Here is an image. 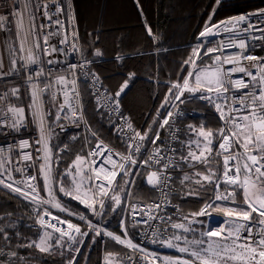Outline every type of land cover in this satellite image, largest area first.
Returning a JSON list of instances; mask_svg holds the SVG:
<instances>
[{
  "label": "snow or ice",
  "instance_id": "6c2138e0",
  "mask_svg": "<svg viewBox=\"0 0 264 264\" xmlns=\"http://www.w3.org/2000/svg\"><path fill=\"white\" fill-rule=\"evenodd\" d=\"M137 6L141 14H143V8L139 5V0H137ZM231 6L229 0H213L211 4V12L208 15V23L204 26V29L199 32L200 45L202 46L204 40L209 36H214L220 34L223 30L224 33H231L230 40H238V44L233 43L231 46L237 47L238 51L232 56H226L222 61L223 64L232 63L235 64V67L227 69L226 72L221 71L217 68L211 73H206L202 79L200 75H195V87L189 85V79H183V85L175 84L170 85L172 101H169L168 98L165 99V103L161 106L162 108H167L169 104H172V108H176L177 105L174 101H179L180 104H183L185 101L181 99L184 91L186 90L190 94H194L201 85L205 86V91L201 93L200 96L195 97L196 99H201L207 101L209 104L213 105L220 116L221 120L225 121V127L220 129L219 139V150L216 154L224 155L223 159V176L217 177L215 173L209 169L208 175H203L200 172H195V177H200V179H194L185 174L181 180V184L185 181L194 182L197 185H200L203 188V182L215 184V196L213 200L205 205L199 212L192 214V219L188 220V217H184V220H188L187 226L184 223H173L171 217L165 215H147L143 212H137L136 207L133 206L131 209L132 219L130 224L132 227L139 228L142 225L147 226V228H152L153 225L151 221L161 220L164 222V225H169L172 229H182L183 232L176 233L173 232L170 236L165 238L167 233V228H164V232L158 234L157 231L151 233V238H149V233L144 231L141 235L145 238L147 243L157 244L160 247H167L175 249L179 254L183 256H178L177 258L172 257H161L156 253H148L146 250L138 244L132 242L129 238V226L126 223L125 219L121 218V232L122 235H117L112 231H108L105 227L98 224L91 223L88 221V218L85 215H79L81 221L87 223L89 231L81 232L79 227H75L71 223L68 224L67 229H61L56 227L54 224L48 223V227H52L56 232L60 233V236L56 238V246L60 249V255H64V249H67V264H79L77 257L80 254V247L77 245H83L84 238L89 236V232L93 233L91 237V242L96 243L97 237H108L110 240L115 241L116 244L125 245L128 248L138 251L144 255L145 259L151 258L152 261H160V264H190L191 260L200 261L201 264H264V57H258L252 55L248 50L249 48L264 47L262 45H256L252 43L255 40L264 41V7L253 9L251 11L242 12L238 15L228 16L223 20L218 21L217 23H212L213 18L217 13L227 7ZM16 11L11 14L16 18V29L17 35L23 31V19L25 14L27 15L29 24L31 25V31L35 33L36 29L39 28L43 30L47 26H54L52 30L46 31L43 33L41 43L37 40L34 44L38 52L42 53L43 56L49 57L53 54L60 53L64 56L65 60L68 59L69 49H71V54H79V59L76 63H67L64 66V70L67 73L72 74L73 78L71 81L67 77L61 75L53 82L44 84V87H39L36 81L43 83L47 80V75L43 66H38L36 68L29 69V65H41V57L39 54L33 56V53L29 51L27 58L21 56V60H25V63L22 64L19 68L16 67L17 60L15 58H10V67L7 72L2 70V63H0V79L5 77L18 75L22 71H27V81L30 84L32 89L31 91V104L28 105L29 111L33 117L38 121L40 127V137L36 141L37 145H40L36 149L37 153H43V156H38L37 160H43V163L39 164L38 175H40L44 180V189L49 191L51 197L50 200L37 199L39 197L38 191V176L28 175V168L36 166V161L33 158L31 152L24 151L27 148H30L28 140H21L18 145H8L7 149L3 146H0V156H2L6 151L11 153L13 147L19 148V153L17 154L19 159L15 162L16 166H13V162L9 157H5L0 161V190H7L9 193H13L17 197H22L24 200L29 201L30 204L36 205L34 211L36 212L37 222L41 225H45L44 216L41 215V212L38 210L39 207L43 204L52 203L55 200L50 185L49 178L51 169L49 167V158L51 154V149L49 148L48 138L51 135L49 130L45 127V117L42 113L39 101L40 96L45 92L50 90L53 87V84H59L64 86L66 89L69 83L72 85L71 91L74 93L75 98L78 99V93L75 91V73L77 69L85 77H90L86 80V83H90L92 87H95L99 83V77L94 73L85 71L88 66L92 63H101L102 54L99 50H95L91 55L93 59H89V54L87 50L80 49L78 43L73 41H78V32L76 31L75 25H73V31L71 33L72 41L68 39V32L64 23L59 18L63 16L65 20L71 21L75 20L74 13V3L73 0H55L52 4L47 2L42 4H35V11L31 10V0L29 3L21 9L19 0L15 5ZM39 12L40 15L47 20L48 25L40 24L36 25L35 14ZM11 16L0 15V30L6 29L8 27V22L11 19ZM103 23L104 16L103 13L100 14L97 24L98 28L92 35L95 37V42L99 41V37L103 34ZM146 32L149 37L153 40L156 39L153 34L152 28L145 25ZM58 44H50L49 41L52 37H61ZM95 42L93 48H95ZM161 47L158 51H163ZM20 52L24 51L23 44L19 48ZM213 51H218V49H208L204 48L203 53L207 55ZM201 52V47L192 49V56L184 61L185 65L194 63V58H198ZM247 53V54H245ZM100 58V59H97ZM217 60L220 57H216ZM241 61L251 62L249 67L259 69L258 74H253L248 71L245 66H241ZM48 65H54L60 63L58 60L48 59L46 61ZM243 73L245 77H250L252 81L253 88H258V91L253 90L248 93L241 94L239 97L232 98L230 102L229 96L225 95L229 92L230 88L239 90L240 88L248 87V84L243 78L236 80L231 79V73ZM48 74H51V69H48ZM193 73H188V76H193ZM135 79V74L131 73L124 81V83L119 87V90L115 92V99L112 97H105V101L112 100V104L108 108L109 114H114L119 111V104L121 98L127 94L130 83ZM63 90V89H62ZM215 92V97L208 95L207 93ZM55 94H53L54 97ZM101 95L100 90L97 89L95 96L99 97ZM10 97H15L16 100H20V89L13 87L10 89V92H5L3 95H0V100L8 102ZM65 100L63 103H59L57 106V115L56 122L59 124L61 120V113H64L63 119L69 120L70 123L75 124L77 127L80 126V123L83 121L85 127H87V122L84 121L83 114L81 113L75 119H72L68 112H65V105L68 104V91H65ZM236 101L239 102L240 107L234 108L231 106L232 103ZM224 105H228L229 115H225ZM78 107H73L72 111H78ZM246 112V115H241V111ZM99 112V107L97 108ZM7 112L10 115L5 114L3 119H0V129L8 130L7 134L11 132H19L22 128L26 126L25 124V108L16 106L15 104H9ZM231 113H235L234 115ZM181 115L180 112H176L175 116ZM173 111H169L167 117L160 123L159 127L164 128L165 125H169V118H173ZM121 118H123L121 116ZM243 122V123H242ZM259 122V123H257ZM231 125V127H229ZM62 128L65 126L60 125ZM128 129H131V124L127 125ZM171 127V125H169ZM203 126L200 130H196L189 127V131L197 133L198 137H204L205 144L200 151L199 155H196L195 152L189 151L186 156H181V159L188 165V167H194V163H201L207 165L209 163L208 157L205 155L207 152L208 155H211L212 149V137L217 134L213 133L211 130L204 132ZM123 131V129H121ZM3 134V133H0ZM92 136L95 137L96 133L92 132ZM139 137V140L136 139ZM75 139V137H74ZM145 139L155 145L156 141L159 140V132H155L153 137H149L148 132H145L141 135L139 132H136L133 136H128L129 149L132 151V156L139 155L141 153V148H143V143ZM173 139H178L175 135ZM189 144L193 141H188ZM197 147H200L199 140L195 141ZM233 143H241L244 148L243 155L233 154L230 149ZM101 145L97 144L96 148L89 152V156L100 155ZM170 151L175 152V148L169 149ZM63 151V149H61ZM132 156L127 158L128 164L135 167H140L136 159H133ZM59 157H57L58 159ZM82 158L77 157V161H80ZM163 157L161 156V149L157 146L154 150V153L149 155L148 160L143 163L149 164L152 161H155L156 164H160ZM111 161V153L107 157H102L98 162L99 168L94 169L96 172L95 176H89L91 180L99 179L100 171L105 169L106 166ZM24 162L25 167H19L18 165ZM234 162V163H232ZM172 162L163 164L164 169H168L171 166ZM7 165V167H5ZM178 166V165H177ZM116 165H113L115 168ZM119 168L122 170L121 179L124 181L126 187L131 188L135 183L133 179L134 175L139 173H134L130 167H126L124 163L119 164ZM79 171V170H77ZM19 173L21 179L17 180L13 177L12 173ZM241 172H243V180H241ZM116 171H111L110 173L105 172V180H108L109 183L107 187L111 186V179H114L116 176ZM71 170H68L64 173L65 177L71 176ZM171 177L165 175L162 171H152L147 178V183L153 187L160 186L161 188L167 187L168 182ZM221 183L225 184L226 187L223 192L220 191ZM74 188H67L63 183H60L59 191L63 193L64 196L71 197L72 199H77L76 193L79 191V184H76L73 181ZM88 191L92 192L93 199L97 206L93 204H86L92 214L98 218L100 221L106 218L109 212L116 213L119 209L120 213L123 214L126 209L121 207L122 199L120 195H109L105 191L106 185L102 182L99 184L93 183L86 186ZM231 187V191H229ZM242 188L244 191V203L247 205V208H228L226 206L215 205L216 201L223 202H232L235 203L236 189ZM251 189H258L260 195H255L252 193ZM113 193L116 192V189H112ZM123 191V189H121ZM226 193V194H225ZM185 196L199 195V192L187 191L184 193ZM255 197V198H253ZM107 198L108 203L105 202ZM80 203H84L83 200ZM215 205V207H214ZM54 207L64 211L59 203H54ZM162 205H156V208H160ZM212 208L214 211L222 213L226 217H236V222L229 225L227 234L223 237V243L219 241H213L211 238L220 237L223 229L211 230L201 233V238L199 240L189 241L186 233H195V228L192 227L195 223H200L196 219L199 216H208V222L211 223L213 217L209 215L208 209ZM151 211V210H150ZM253 213L257 214L255 217ZM71 214V213H69ZM139 215V219H137ZM147 215V218H145ZM243 221V222H240ZM0 223H3L0 220ZM56 223H62L58 218ZM253 229L256 231L254 232ZM73 230V231H69ZM247 232V236H243L242 233ZM74 233V234H73ZM19 235L17 230L15 233L10 234L8 231V226L0 227V264H28V261L25 257H21L16 248L25 247V248H36L39 249L41 253L52 254L56 251L48 241L52 238L51 233L45 231L42 236H40L39 242L32 240L27 244H17L13 246V236ZM77 235L79 239H77ZM209 237V241L206 242L203 237ZM67 237V242H64V237ZM123 237V238H122ZM181 242L184 246H180ZM207 243V247H204ZM190 245H195L190 249ZM239 250V251H238ZM113 253H107L105 256L106 264L110 258H113ZM128 261H132V256L127 257ZM133 264H136L133 261Z\"/></svg>",
  "mask_w": 264,
  "mask_h": 264
},
{
  "label": "trees",
  "instance_id": "16d2710c",
  "mask_svg": "<svg viewBox=\"0 0 264 264\" xmlns=\"http://www.w3.org/2000/svg\"><path fill=\"white\" fill-rule=\"evenodd\" d=\"M212 2L213 0H139V5L143 8V14H141L137 0H73L78 47L87 50L89 59H93L91 54L95 50H99L102 54L103 62L92 63L85 71L98 76L99 83L106 87L109 94L114 98L115 92L119 90L129 74L134 73L135 79L130 83L127 94L121 98L119 110L127 117L134 134L139 132L143 135L148 132L149 137H153L155 132H159V140L156 141L155 145L151 144L148 139L142 141L144 146L141 148V153L133 156L139 162L143 163L148 160L150 152L168 140V131L171 128L169 125H172V121L169 118V125H165L164 128H160L159 125L167 117L169 111L176 109L172 108L171 103L167 108L161 107L166 98L172 101L170 85L180 84L182 86L183 79L188 77V73L194 68L195 63L202 64L206 60H210L212 52L204 55L203 49L216 47L209 43L206 45L205 40L201 46V38L199 37V32L208 23ZM229 4L231 6L217 13L212 23H217L228 16L264 7V0H229ZM101 13L104 16L103 34L99 37V41L95 42V37L89 34L97 30V20ZM146 24L152 28L156 37L155 40L148 36ZM94 42L95 48H93ZM204 45L206 46L204 47ZM198 46L201 47L199 57L194 58V63L185 65L184 61L192 56V49ZM161 47L164 50L158 51ZM58 73L62 74V71H56L54 74ZM88 79L90 77H85L80 73L78 84L85 119L90 131L95 132L98 137L120 153L127 155L129 147L118 127V118L108 113L106 107L95 96L91 84L86 83ZM197 96L200 95L190 94L185 90L181 96L185 102L180 104L179 101H174L177 107L183 110V115L176 121L178 126V139L175 141L176 163L172 171L168 194V201L171 205L164 213L165 216L171 217L173 223H184L186 226L188 223L184 221V217L192 219L193 213L199 212L213 200L215 184L204 181L203 188L189 181L181 184L183 176L187 174L194 179H200V177L194 176L195 172L208 175L209 169H211L217 177H220L222 172V162L219 158H208L209 163L207 165L194 163V167L191 168L181 159V156H186L192 148L191 144L188 143V141H192L191 138L194 135L193 131H189L190 126L196 130H200L203 126L202 130H211L217 134L212 139L211 146L214 148L224 123L215 107L205 100L196 99ZM98 107L99 112L97 111ZM224 112L227 115V105L224 106ZM53 115L52 113V119ZM51 130L49 139L54 194L59 204L67 211L66 213H59V215L79 227L81 232L89 231L87 223L78 218L79 215H85L90 222L95 219L96 216L85 206L89 203L85 199H81L83 196H80V199H72L59 191L60 183H63L67 188H74L73 177L71 178V176L77 169L78 156L87 162L88 171L89 132L85 129H79L61 133L55 126L51 127ZM137 139L139 140V137ZM57 157L59 158L57 159ZM126 167H130L134 173H139L133 177L135 183L131 188L126 187L121 179V172L114 187L116 192L113 193L112 191L110 194L121 196V207L126 211L123 214L120 213L119 209L116 213L109 212L101 223L108 231L122 235L120 221L123 215L129 226V238L135 244H139L142 237L141 233L145 231V228L132 227L128 211L135 203L157 201V189L147 183L148 175L152 171H157V165L150 162L146 165L143 163L140 167L129 164ZM68 170H71L72 175L65 177L64 173ZM87 171L86 178L88 179ZM87 185H90L89 181L84 185L88 191ZM41 187V199H43L42 191L44 193L45 191ZM187 191L199 192V195L185 196L184 193ZM239 196L241 197V193ZM81 200L84 203H80ZM106 203H108L107 200ZM230 203L216 201L215 205L231 208ZM35 208L36 205L30 204L22 197H17L7 190H0V220L3 221L0 223V227L8 226L10 234L19 231L18 236H13V246L27 244L32 240L38 241L43 228L37 222ZM38 210L43 212L46 211V208L41 205ZM208 213L213 215L211 223L208 222V216L196 217L200 223L192 225L196 230L195 233H186L189 241L199 240L200 234L209 229L214 230L223 227L226 223L236 222L212 208L208 209ZM164 228H167L165 238L173 232H183L182 229H172L169 225H164V222L160 220L156 229L157 233H163ZM56 234L60 236V233L56 232ZM92 235L93 233L89 232V236L84 238L83 245H77L80 247V254L77 257L79 264H105L104 258L107 253H113L117 256L110 258L107 264H113L112 261L117 260L120 261L117 264H126L127 257L137 253L125 245L116 244L108 237H97L96 243L93 244L91 242ZM220 238L223 239L221 236ZM203 239L206 242L209 241L206 235ZM64 242H67L66 236ZM181 246L184 244L181 243ZM189 247L191 249L195 245ZM204 247H207V243ZM54 249L56 251L52 254L41 253L39 249L25 247L16 248V251L21 257L27 259L28 264H67V249L63 250L65 253L63 256L59 254L61 250L57 246ZM150 249L169 256H183L174 249H164L157 244L151 243ZM192 261L201 264L200 261ZM138 263L146 264L144 260H138Z\"/></svg>",
  "mask_w": 264,
  "mask_h": 264
},
{
  "label": "built area",
  "instance_id": "2783aa9c",
  "mask_svg": "<svg viewBox=\"0 0 264 264\" xmlns=\"http://www.w3.org/2000/svg\"><path fill=\"white\" fill-rule=\"evenodd\" d=\"M13 12H14V10L12 9V5L10 4V0H0V15L11 16V14ZM13 19H14V16H11V19L8 22V27L6 29L0 30V63H2V70L4 72H7L9 67H10V58H15L17 60L16 67H18V68L23 64L22 60L20 59L22 56V52L19 51L20 45L18 44L16 39H14V35L10 32ZM231 35H232L231 33H224L222 30L220 34L207 37L208 39L211 40V42L215 43L216 49H218V51L213 52L211 55L212 62L214 64L218 65L221 68V70L224 72H226L227 69L235 67V64H232V63H228V64L222 63V61L224 60V58L226 56H232L233 58H235L234 54L238 51L237 47L231 46L233 43L238 44V40H236V39L230 40ZM252 43H254L256 45H262V44H264V41L255 40ZM248 51L252 55H255L258 57H264V47L249 48ZM245 54H247V53H245ZM216 57H220V59L217 60ZM250 63L251 62H248V61H241L240 62L241 66H245L248 71L252 72L253 74H258L259 69L249 67ZM62 74H64V73H62ZM230 75H231L232 80L243 78L245 80V82L248 84V87L240 88L239 90L230 88L229 92L227 94H225V95L229 96L230 102H231L232 98L239 97L241 94L248 93V92H251L253 90L258 91V88H256V89L253 88L252 81H251L250 77H245L243 73H239V72L231 73ZM63 76L67 77L66 75H63ZM67 79H68V77H67ZM71 80H72V78H70L69 81H71ZM75 80H76L75 91H76V93L79 94L78 99L75 98L74 93L71 91V95H68V99L71 101H68V104L65 105V112H68L72 119H75L77 116H79L82 113L83 117H84V121H86L85 115H84L82 99H81V94L79 91V84H78L79 83V76L77 73L75 74ZM61 86L62 85L58 84L57 90L54 93L55 94L54 97L52 95V109L54 112V118H55L54 123L56 125V129L61 133H66L69 131L79 130V129L88 130L89 137H90V140L88 143V153L93 151L96 148L97 144L101 145V149H100L101 154L100 155H97L95 157L88 155L89 167H90V171H91L92 176L96 175V172L94 171V169H97L100 167L98 162L102 159V157H107L109 155V152L111 153V161L109 162V164L106 166L105 169H102L100 171V174H99L100 178L93 180V183H96V184L103 182L106 185L105 191H107L108 194L110 195L112 193V189L115 187L117 180H118V178L122 172V170L119 168V164L124 163L126 166L128 164L127 158L129 156H132V151H131V149H129V153L127 155L120 153L119 151H117L115 148H113L110 144L105 142L103 139H101L97 135L95 137H93L92 131H90L88 125H87V127H85V124L83 121L80 123V126L77 127L75 124L70 123L69 120L63 119L64 113H61L62 118H61L59 124H57V122H56L57 106L59 103L64 102V100L66 98L65 97V91H68L67 89H65ZM13 87L20 89V100H16L15 97H10V100L8 102L0 100V119H3L5 114L10 115L7 112L9 104H15L16 106L25 108L24 115H25L26 126L24 128H22L18 133L17 132H11V134H7L8 130L0 129V133H3V134H0V146H3L5 149H7L8 145H14V144L18 145V143L21 140H28L29 141V144L31 145V147L25 149L24 151L31 152L33 154V158L36 161V166L28 168V175L38 176L37 184H38L39 197L37 199H41L42 197H41L40 187L44 186V180L40 175H38V169H39V164L43 163V160H37L36 158L38 156H43V153L42 152L41 153L36 152V149L38 147H40V145L36 144V141L40 137V132L36 128L34 120L32 118V115L30 114V111L28 108V105H29L28 92L29 91H28V85L26 84V81L24 80V71L20 72L18 75H13V76L5 77L4 79H0V95H3L5 92H10V89ZM92 88H93L95 94L97 93V89L100 90L101 95L97 98L104 105V107H106V109L108 110L109 106L112 104L111 99L108 100L107 102L105 101V97H112L109 94L108 89L106 87H104L101 83H97L96 86L92 87ZM71 89H72V86H71ZM112 98L115 99L114 97H112ZM231 106L234 108H239L240 104L238 101H236L235 103H232ZM73 107H78L79 110L78 111H72ZM176 112H180L181 115L175 116ZM173 113H174V117L170 118V120L172 121V125H171L170 130L168 131V140H165V142L159 146L161 149V156L163 157V159L161 160L160 164H156L155 161H152V163L157 165V170L164 172L165 175H169L170 177H172V171L175 167L176 158H175V152L170 151L169 149H171V148L176 149V146H175L176 139H173V136L175 135L176 137H178V126L176 124V121L179 117H181L183 115V110L180 107H176V109L173 111ZM229 114L230 113L228 112V105H227V115H229ZM231 114L234 115L235 113H231ZM246 114L247 113L244 112L243 110L241 111V115H246ZM110 115L116 116L118 118V127H119L120 131H121V129H123V131H121V133L125 137L126 141L128 140V136L134 135V132L132 131V129H128V127H127V125L129 124L127 117L125 115H123L120 112V110L117 113L110 114ZM121 116L123 118H121ZM163 120H162V122H163ZM257 123H259V122H257ZM60 125H63L65 127L62 128ZM224 127H225V121L222 125V128H224ZM229 127H231V125H229ZM136 139H137V137H136ZM220 142H221V140L218 137L209 158L215 157V158H219L221 160L222 172H221L220 177H222L223 171H224L223 159H224V155H227L228 153H224L223 155H217L216 154L218 151H220L219 150V143ZM127 143H128V147H129V142H127ZM154 150H155V148L150 152L149 155L153 154ZM19 151H20L19 148L14 146L13 150L10 154L7 153V151H6L2 156H0V161H2L5 157L10 156V159L13 162V166H16L15 162L19 159V157L17 155L19 153ZM230 151L233 154H237V155H243L244 154V148H238L237 143L232 144ZM132 158L136 159L133 156H132ZM136 160H137L138 164L143 165V163L139 162L138 159H136ZM169 161L172 162L171 166L168 169H164L163 164L168 163ZM232 163H234V162H232ZM113 165H116V167L113 168ZM18 166L19 167H25V163L21 162ZM5 167H7V165H5ZM111 171H116L117 174H116L114 179H111V186L107 187L109 181L104 179L105 172L110 173ZM242 174H243V172H241V177H240L241 180H242ZM12 175L17 180L21 179V176L19 173L13 172ZM169 185H170V181L168 182L167 187H163V188H161L160 186L153 187L151 185V187L157 189V192H158L157 201L153 202V203H135L133 206L136 207L137 212H143L147 215H164V213L167 211L168 206L171 205L168 201ZM225 187H226V185L221 183L220 191L223 192ZM228 190L231 191L232 190L231 187H229ZM45 193L49 194V191L45 190ZM106 200H107V198H105V202H106ZM218 202H222V201H218ZM156 205H162V207L156 208ZM132 207H131V209H132ZM131 209L129 211V219L130 220L132 219ZM41 215L44 216V219L46 222L45 225L42 227L49 228V229L54 230V231H55L54 228L47 226L48 223L54 224L56 227L61 228V229H67L68 224L71 223L66 218H64V217H62L56 213L43 211V212H41ZM147 215L145 218H147ZM57 218L60 221H62V223L57 224L56 223ZM136 218L139 219L140 218L139 215H137ZM226 218L234 219L236 221V217H226ZM159 222H160V220L151 221V223L153 225L152 228H147V226H143V225L141 226V227L145 228V231H147L149 233V238H151V233L154 230L156 231ZM240 222H243V221H240ZM75 227H77V226H75ZM69 231H73V230H69ZM253 231L255 232L256 230L253 229ZM242 235L247 236L248 233L244 232V233H242ZM78 238H79V236L77 235V239ZM138 245H141L146 250V252H148V253H156V254H159L161 257H166L163 254L152 251L150 249L151 243H147L143 236L141 237L140 243ZM136 252L137 253L134 256H132V261H127L126 264H133V261H135L136 264H139L138 260H144L146 264H155L156 262H158V261H152L150 257L148 259H145L144 255L142 253H140L138 251H136ZM190 264H196V263L191 260Z\"/></svg>",
  "mask_w": 264,
  "mask_h": 264
},
{
  "label": "rangeland",
  "instance_id": "374dc122",
  "mask_svg": "<svg viewBox=\"0 0 264 264\" xmlns=\"http://www.w3.org/2000/svg\"><path fill=\"white\" fill-rule=\"evenodd\" d=\"M45 2H47L49 4H52L53 2H55V0H46V1H44V0H31V10L32 11H35V4H42V3H45ZM16 3H17V0H10V4L12 5V9L14 10V12L16 11V7H15ZM28 3H29V0H19V4H20L21 9H23L24 6L26 4H28ZM59 18L64 23V25H65V27L67 29V32L69 34L68 35L69 41H72L71 33L73 31V25H75V20L68 21V20H65V18L63 16H60ZM16 23H17V21H16V18L14 17V19L12 21V24H11L10 32L14 35V39H16V41L18 42V44L20 45V47H21V44H23L24 51L22 52V56L25 57V58H27V56L29 54V51H31L33 53V56L34 57L37 54H39L40 57H41V65H29L28 66L30 69L36 68L38 66H43L44 67L45 72H46V75H47V80H45L43 83H41L39 81H36V83L38 84L39 87H44V84L55 81L57 79V77H59L61 75H66L69 80H70V78H73L72 74L65 72L64 66L67 63H76L77 60L79 59V54L72 55L71 54V49H69V56H68V59L67 60H65L64 56L62 54H60V53H56V54H53L52 56L45 57V56H43L42 53L38 52V50L34 46V44H35V42L37 40H39L42 43L43 42V40H42L43 33L46 32V31H50V28L52 29V28H54V26H47L48 25L47 20L44 19L40 15L39 12H36V14H35V21H34V23L37 26L40 25V24L46 25L47 27H45L43 30L37 28L36 31H35V33L32 32L31 31V25L29 24L27 15L25 14L24 19H23V31L20 33V35H17ZM61 38H62V36L61 37H52L50 39L49 43L50 44H58V41ZM73 42L74 43H77V41H73ZM205 42H206V45L208 43L209 44H212L211 46L215 45V43L214 42H211V40L208 39V38L205 40ZM206 45H204V47ZM212 49H216V47L213 46ZM213 52H215V51H213ZM48 59L58 60V61H60V63L54 64V65H48L46 63V61ZM22 62L24 64L25 63V60H22ZM49 68L51 69V74L50 75L48 74V69ZM217 68L221 69L218 65H216V64H214L212 62V58L211 57H210V60H206L202 64L195 63L194 68H192V70H191V73H193L194 75L191 76V77H189V76L187 77L189 79V85L191 87H195V75H200L201 78L203 79L206 73H211V72L215 71ZM56 71H62V73H64V74H59L58 73V74L55 75L54 73ZM76 73L79 76L81 72L79 71V69H77ZM27 75H28V72L27 71H24V80L26 81V84L28 85V91H29L28 92L29 104H31V102H32L31 101V91H32V89L30 87L29 82L27 81ZM57 87H58V84H53V87L50 90L45 91L40 96V101H39L40 109H41V111H42V113L44 114V117H45V121H44L45 127L49 130L50 133L52 131L51 130V127H54V126L56 127V125L54 123L55 122L54 115H53V119H52L51 116H52V113L54 114L53 109H52V95L56 92ZM203 91H205V86L202 84L201 87H200V89H198L195 92V94L201 95V93ZM207 94L208 95H211L213 97H215V95H216L215 92H213V93H207ZM30 114H31V112H30ZM32 118L34 120V123H35L36 128L40 132V127H39L38 121L33 117V115H32ZM203 131L204 132H208V131H205V130H203ZM50 136H49V138H50ZM49 138H48V144H49V148L51 149V143H50V139ZM191 139L193 141V143H191V146H192L191 150L193 152H195L196 155H199L200 154V151L202 150V148H203V146L205 144L204 137H198L197 136V133L194 132V135L192 136ZM211 139H214V137H212ZM197 140H199V143H200V147L199 148L197 147V145L195 143V141H197ZM212 142H213V140H212ZM237 144H238V146H237L238 148L239 147L243 148L242 145H241V143H237ZM212 148L213 147L211 146V149ZM87 150H88V147H87ZM205 155L208 158L210 156V155H208L207 152L205 153ZM88 163H89V160H88ZM49 167L51 169L50 178H49V184H50L51 191H52L53 195L55 196V194H54V186H53V175H52V173H53V166H52V161H51V154H50V158H49ZM75 167H76V165H75ZM77 170H79V171H77ZM86 171H87V162L85 160H80V161L77 162V169H76V171L73 172V175L71 176V178L73 177V181H75L76 184H79L80 185L79 191L76 194L77 195V198L80 199V196H83V198H81V199H85L89 204H93V206L95 207L97 205H96V203H95V201L93 199L92 192H88L86 190V188L84 187V185L87 184L88 181H89L90 184H93V180H91L89 178L88 179L86 178ZM87 172H88V177L89 176H92L89 167H88V171ZM203 175L204 174H202V176ZM243 178H244V176L242 174V180H243ZM90 180H91V182H90ZM41 189L44 190V186L41 187ZM250 191L252 193H255V195H260V192L258 191V189H251ZM240 193H241V197L240 196L238 197V195ZM42 196H43V200H50L51 199L50 195L44 193L43 191H42ZM253 198H255V197H253ZM54 203H59L56 200V197H55V200L52 203L43 204L42 206H44L46 208V211H51V213L59 214V213H66L67 212L66 210L61 211V209H58V208L54 207ZM230 206H231V208L232 207L247 208V205L244 203V191H243L242 188H237L236 189L235 203H232L231 202L230 203ZM256 215L257 214L253 213V216L254 217ZM128 217H129V211H128ZM188 220H191V219H188ZM188 220H184V221L188 223ZM91 223L101 225L100 218L95 217V219L93 221H91ZM232 223L233 222L226 223L221 228V229L224 230L221 233V237H224L222 235H224V234L226 235L227 234V231L229 229V225L232 224ZM42 228H43V230H42L40 236H42L45 231H47L48 233H51L52 238L48 241V243L51 244L53 246V248L56 247V238L59 237V235H57L56 232H54L53 230H50L49 228H45V227H42ZM216 229L217 228H215L214 230H216ZM40 236H39L37 242H39ZM211 240H213V241H219V242L223 243V239H221L220 237H213V238H211ZM163 248L164 249H170V248H167V247H163ZM160 254H162V253H160ZM163 255H165L166 257H172V258H177L178 257V256H169V255H166V254H163ZM115 257H117V256L114 255L113 258H115ZM115 262L120 263V261H118V260L115 261ZM104 263L106 264V261L105 260H104ZM155 264H160V261L156 262ZM233 264H236V262H233Z\"/></svg>",
  "mask_w": 264,
  "mask_h": 264
},
{
  "label": "bare ground",
  "instance_id": "6f19581e",
  "mask_svg": "<svg viewBox=\"0 0 264 264\" xmlns=\"http://www.w3.org/2000/svg\"><path fill=\"white\" fill-rule=\"evenodd\" d=\"M50 30H51V28H50ZM71 86H72V85L69 83V85H68L67 88H66V89L68 90V95H71ZM61 87L64 88V86H61ZM68 101H71V100L68 99Z\"/></svg>",
  "mask_w": 264,
  "mask_h": 264
},
{
  "label": "crops",
  "instance_id": "0c3cea01",
  "mask_svg": "<svg viewBox=\"0 0 264 264\" xmlns=\"http://www.w3.org/2000/svg\"><path fill=\"white\" fill-rule=\"evenodd\" d=\"M51 30H52V29H51ZM221 228H222V227H221ZM221 228L219 227V228H217V229H221ZM109 261H110V259H109ZM112 263H113V264H117V262H113V261H112Z\"/></svg>",
  "mask_w": 264,
  "mask_h": 264
}]
</instances>
